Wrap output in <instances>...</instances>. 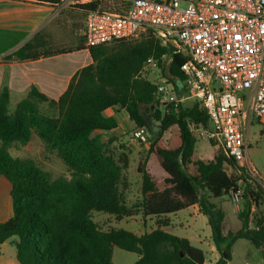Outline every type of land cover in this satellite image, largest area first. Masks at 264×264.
Here are the masks:
<instances>
[{
	"label": "trees",
	"instance_id": "obj_1",
	"mask_svg": "<svg viewBox=\"0 0 264 264\" xmlns=\"http://www.w3.org/2000/svg\"><path fill=\"white\" fill-rule=\"evenodd\" d=\"M24 1L49 7L64 2ZM105 3L91 1L80 5L79 10L87 14ZM80 48L49 47L36 35L11 56L37 60ZM88 51L92 64L73 76L58 100L32 87L10 113L8 88L0 93V176L12 185L13 206L12 218L0 224V245L11 241L19 264H113L114 247L138 254L134 264H205L201 249L162 230L168 226L166 216L197 205L208 220L220 253L214 264H228L238 240H247L261 250L264 264V222L250 226L253 207L259 208L264 201L262 189L247 185L245 175L239 173L223 147L209 161L193 160L199 142L194 129H211L205 109L193 101L188 106L162 109L157 86L142 75L148 60L157 61L180 97L186 92L180 67L187 58L177 54L163 66L166 49L151 35ZM40 103H48L58 116L43 114ZM113 107L124 109L137 127L148 129L152 135L149 154L166 175L162 182H156L145 167L138 169L143 217L157 219V228L141 236L123 229L104 231L92 218L93 212L122 218L131 215L119 187L122 168L107 155L103 142L104 134L118 128L117 120L104 114ZM35 137L45 151L63 162L68 175L54 179L35 159L12 156L10 150L15 144L26 146ZM190 166L195 168L194 174L188 172ZM241 183L246 185L238 213L241 228L224 234L225 212L212 200L227 198L230 192L241 189Z\"/></svg>",
	"mask_w": 264,
	"mask_h": 264
},
{
	"label": "built area",
	"instance_id": "obj_2",
	"mask_svg": "<svg viewBox=\"0 0 264 264\" xmlns=\"http://www.w3.org/2000/svg\"><path fill=\"white\" fill-rule=\"evenodd\" d=\"M117 8H98L85 15L83 38L87 49L119 41H137L151 35L174 55L187 58L180 67L185 94L154 67L157 96L166 109L186 101L205 109L208 136L221 143L248 184L260 179L248 156L245 128L264 123V0H103ZM264 126V124H263ZM149 131L138 127L133 138L146 141ZM243 191L230 192L238 207ZM248 264V263H245Z\"/></svg>",
	"mask_w": 264,
	"mask_h": 264
},
{
	"label": "rangeland",
	"instance_id": "obj_3",
	"mask_svg": "<svg viewBox=\"0 0 264 264\" xmlns=\"http://www.w3.org/2000/svg\"><path fill=\"white\" fill-rule=\"evenodd\" d=\"M91 1L103 0H89L88 2ZM80 5L81 4L77 3L76 0H73V3L70 6L71 13L68 14L72 15V17L76 20H74V24L77 22V18H84L83 14L74 13L75 10L79 9ZM102 8H117V6L113 3H105ZM74 34L75 31H73V35ZM81 37L82 36L71 37L67 33V42H73L72 45H74L76 41H81ZM168 63V58L163 59V66H167ZM158 68L160 69L161 73H163L162 67L158 65ZM142 75L152 83H155L158 71L156 68L148 66L146 69H144V71H142ZM191 104V101H186L183 103L185 106ZM38 107L45 115L51 117L58 116V112L55 109H50L48 103H40ZM12 111L13 107H10V112ZM120 111H122V109L118 108L117 112L119 113ZM122 112L125 119L121 120V124L117 129L103 135V142L105 143V151L107 155L114 159L115 162L122 168V177L119 187L122 201L130 210L131 215L122 218L103 212H93L92 218L99 228L104 231L123 229L141 236L151 232L156 228L157 225L155 218L148 219L143 217L141 196L142 176L139 174L138 169L139 167H145L153 175L156 182H162L166 178V175L165 172L160 168L158 162L154 160V158H152L149 154L150 143L152 140L151 133L149 132V136L146 141H136L133 138V132L138 127L133 121L130 120L126 111ZM194 132L196 133L199 142L197 144L193 160H211L215 155V151L222 148L221 143L211 139L208 136L209 129L197 127L194 129ZM245 135L248 140L249 159L258 172L260 179L264 181V126L254 122L251 126L245 128ZM211 142L215 143V146H212ZM10 151L13 157L35 159L41 167L51 172L54 179L63 175H68L67 167L63 164V162L57 158L55 154L45 151L43 144H41L40 139L37 137L31 140L26 146L15 144ZM188 172L194 174L195 168L190 166ZM245 187L246 185L241 183V190L243 193L245 191ZM212 203L216 204L217 206H221L227 214H229L231 211L232 206L234 207V213L232 214L236 219V225H232L230 229L229 227L231 225L229 227L226 226L223 231L227 232V230H229L235 232L241 228V222L239 224L236 216H238L239 211L243 207V199H241L238 207L234 205V202L230 196L227 198L225 197L222 200L213 199ZM192 213L193 212L190 210L189 212H182V214L177 213L179 215L177 217L172 215L173 227H176V225L181 227V234H186L194 239V247L199 249L202 248L206 255H210L206 245L200 243L201 239L202 241H209V238L206 240V236L211 229L208 224V220L205 216L195 217L192 215ZM250 221V226L252 228H255L259 223L264 222V201L261 202L259 208L253 207ZM240 243L241 244H238L235 247L236 257L233 264H263L261 250L256 249L247 240ZM138 260L139 255L136 253L127 252L118 247L113 248V264H134Z\"/></svg>",
	"mask_w": 264,
	"mask_h": 264
},
{
	"label": "crops",
	"instance_id": "obj_4",
	"mask_svg": "<svg viewBox=\"0 0 264 264\" xmlns=\"http://www.w3.org/2000/svg\"><path fill=\"white\" fill-rule=\"evenodd\" d=\"M88 1L76 0L81 5ZM72 3L73 0H64L58 7H49L24 0H0V93L4 87L8 88L10 94L9 111L10 107H13V111L10 113H13L17 105L28 96L32 87H36L49 99L58 100L67 90L73 76L82 68L92 64L90 53L85 46V40L83 41L86 14L79 9L75 10V14H83L84 18H77V22L74 24L75 19L68 14L71 13L70 6ZM78 21H81V24ZM73 31H75L74 35ZM67 33L71 37L82 36V39L72 45L73 42H67ZM36 35L42 36L49 47L60 49L81 48L71 53L42 57L37 60H19L11 56ZM117 110L118 107H113L104 114L107 117H114L119 127L121 120L125 119L122 112L125 110L122 109L119 113ZM11 190V183L5 177L0 176V224L7 222L13 216ZM217 207L223 210L221 206ZM190 210L195 217L203 216L197 205L178 212V214L189 212ZM232 213H234L233 206L229 214L225 212L223 230L226 226L229 227L231 225L230 229L232 225H236V219ZM178 214L172 215L177 217L179 216ZM172 215L166 216L168 226L163 227L162 230L186 238L191 245L195 246L194 239L191 236L181 234V227H178V225L173 227ZM236 218L238 219V216ZM155 220L157 219L155 218ZM238 222L240 224L239 219ZM228 231H223V233L227 234ZM207 238H209L208 242L201 239L200 243L206 245L210 255H206L202 248L201 250L205 254V264H214L220 259V253L213 241L211 229L206 236V240ZM242 241L245 240H238L232 247L231 260L228 264H233L236 257L235 247L241 244L240 242ZM0 264H19L16 248L11 241L0 245Z\"/></svg>",
	"mask_w": 264,
	"mask_h": 264
},
{
	"label": "water",
	"instance_id": "obj_5",
	"mask_svg": "<svg viewBox=\"0 0 264 264\" xmlns=\"http://www.w3.org/2000/svg\"><path fill=\"white\" fill-rule=\"evenodd\" d=\"M225 257H226V254L224 253Z\"/></svg>",
	"mask_w": 264,
	"mask_h": 264
}]
</instances>
